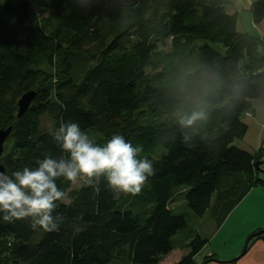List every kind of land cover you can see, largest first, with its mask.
Returning a JSON list of instances; mask_svg holds the SVG:
<instances>
[{
	"label": "trees",
	"instance_id": "trees-1",
	"mask_svg": "<svg viewBox=\"0 0 264 264\" xmlns=\"http://www.w3.org/2000/svg\"><path fill=\"white\" fill-rule=\"evenodd\" d=\"M36 5L32 20L31 0H0V130L11 127L0 164L11 174L60 156L49 128L72 120L100 143L120 133L141 145L155 175L139 194L119 198L103 178L93 186L83 179L60 203L53 232L28 219L0 222V264H164L176 252L174 264H194L207 240L189 222L210 211L218 229L251 189L264 187L257 158L233 145L248 130L242 118L264 99V41L237 31L227 0ZM248 12L259 25L264 0ZM79 61L87 67L75 80ZM29 91L35 99L17 119ZM193 110L201 118L182 123ZM57 183L64 192L73 184ZM257 240L264 232L247 247Z\"/></svg>",
	"mask_w": 264,
	"mask_h": 264
},
{
	"label": "clouds",
	"instance_id": "clouds-1",
	"mask_svg": "<svg viewBox=\"0 0 264 264\" xmlns=\"http://www.w3.org/2000/svg\"><path fill=\"white\" fill-rule=\"evenodd\" d=\"M192 80L195 81L194 75ZM198 99H191L193 107ZM201 116L193 110L182 123L190 125ZM49 133L60 156L43 155L35 159L33 166H24L11 174L0 171V222L28 219L33 229L53 232L62 220L60 203L66 200V193L57 183L61 178L70 182L84 179L89 186L103 178L114 197L119 198L120 194H139L155 175L153 161L140 155L142 146H133L120 133H113L100 143L72 120L50 127Z\"/></svg>",
	"mask_w": 264,
	"mask_h": 264
},
{
	"label": "rangeland",
	"instance_id": "rangeland-1",
	"mask_svg": "<svg viewBox=\"0 0 264 264\" xmlns=\"http://www.w3.org/2000/svg\"><path fill=\"white\" fill-rule=\"evenodd\" d=\"M243 1L245 0H227L228 5L232 6V8L236 7L238 3L240 4V6H242ZM31 2L33 5V11L31 14L33 18L31 19L34 20V17H37V13L39 12L40 9L36 5L37 0H31ZM239 13L242 19V23L244 24V27L247 28V26L245 25L246 21L244 19L245 11H240ZM30 22L31 21L29 20L28 23ZM261 24L262 26H264V21ZM161 50L165 52L169 51V43H166L163 47H161ZM86 67L87 65L84 64V62L82 61H79L77 63L75 70L73 72L75 80H79V77L82 75ZM147 72H149V70ZM249 113L250 116L245 115L242 118L243 122L247 125L248 130L244 138L241 140L236 139L233 142V145L248 151L252 156L257 158L256 163L259 164L258 165L259 170L257 172V176L260 180L264 181V99L257 103H253L252 110ZM49 123L50 122L47 118L43 119L44 125H48ZM90 135H93L96 137V139H98V137L95 134L91 133ZM82 182L83 179H78L76 182H73L70 189L65 192L66 200L63 203L66 204L69 203L70 192L78 189L82 184ZM239 204H241L240 207L238 209H235L233 213L228 215L229 218L227 219L228 221H226L227 225L223 227V229L218 233V237H217V239L220 242L222 243L224 242L222 244L223 246L222 255L232 256L239 251L238 255L235 256L233 259H236L242 255L243 251L245 250V246L248 242V239L251 236H253L256 233L264 232V228H263L264 227V187L259 186L251 189V191ZM174 205L177 206L175 208L180 211L185 210L189 212L188 209L183 207L185 206L184 200L182 201L176 200ZM189 223H190V227L193 228L200 227L202 233H207V234L215 226V222L211 217L210 211H207L202 218H197L195 221L192 220ZM206 226H208L209 228L208 232L205 231ZM4 242L5 241L0 242V251L2 253L4 252ZM213 245L217 246L216 242L213 243ZM249 248L250 247H247L245 251L247 252V258L250 256V254L253 253V249L249 251ZM238 260L229 264H237Z\"/></svg>",
	"mask_w": 264,
	"mask_h": 264
},
{
	"label": "crops",
	"instance_id": "crops-1",
	"mask_svg": "<svg viewBox=\"0 0 264 264\" xmlns=\"http://www.w3.org/2000/svg\"><path fill=\"white\" fill-rule=\"evenodd\" d=\"M251 2L252 0H247V1L245 0L243 1V5L240 6L239 4L240 1H239L238 5L233 8L232 6L228 5V12L229 14H235L237 16L236 18L237 31L246 32L250 34L251 36L259 37L261 40L264 41V26H262L261 24L263 23L264 20L259 25L253 24L251 15L249 16L248 14V9L251 5ZM240 11H245L244 19L246 21L245 25L247 26V28L244 27V24L242 23V19L239 13ZM240 205L241 204H239V206H237L235 209H238ZM233 211L231 213H233ZM228 218L229 216H227L225 222L220 228L217 229L216 226H214L208 234L202 233V230L200 229V227L195 228L197 234L203 239H206L207 243L203 247V249L194 257L193 263L194 264H229L241 258L240 260H238L237 264H264V240H257V241L252 242L249 245L250 247L249 251L253 249V253L250 254L248 258H247V252H245V255H242L243 257L241 256L240 258L238 257V259H233L235 256L238 255L239 251L232 256L222 255L223 254L222 244L224 242L223 243L220 242L217 239V237H218V233L223 229V227L227 225L226 221H228L227 220ZM259 228H262V227H259ZM208 229H209L208 226H206L205 231L208 232ZM215 242L217 246L213 245V243ZM180 257H181V252H176L169 258V260L167 259L164 262V264H174Z\"/></svg>",
	"mask_w": 264,
	"mask_h": 264
},
{
	"label": "water",
	"instance_id": "water-1",
	"mask_svg": "<svg viewBox=\"0 0 264 264\" xmlns=\"http://www.w3.org/2000/svg\"><path fill=\"white\" fill-rule=\"evenodd\" d=\"M34 99H35V92L34 91L26 92L25 94H23L20 97V99L17 102V115H16L17 119L21 118L26 113V111L28 110L29 106L34 101ZM10 133H11V127L7 128L6 130H3V129L0 130V159H1V157L3 155V152H4V144H5L6 140H7V138L9 137ZM258 165H259L258 163H255V167L257 169H259ZM0 171H5V168H4V166L2 164H0ZM255 235L256 234L251 236L248 239V242L253 237H255ZM246 248H247V244L245 246V250L243 251L242 255L245 253Z\"/></svg>",
	"mask_w": 264,
	"mask_h": 264
},
{
	"label": "built area",
	"instance_id": "built-area-1",
	"mask_svg": "<svg viewBox=\"0 0 264 264\" xmlns=\"http://www.w3.org/2000/svg\"><path fill=\"white\" fill-rule=\"evenodd\" d=\"M37 15H38V13H37ZM246 116H250V113H246Z\"/></svg>",
	"mask_w": 264,
	"mask_h": 264
}]
</instances>
